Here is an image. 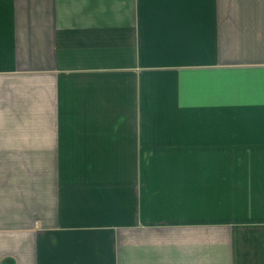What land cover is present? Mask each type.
Masks as SVG:
<instances>
[{"label": "crops", "instance_id": "obj_1", "mask_svg": "<svg viewBox=\"0 0 264 264\" xmlns=\"http://www.w3.org/2000/svg\"><path fill=\"white\" fill-rule=\"evenodd\" d=\"M0 264H264V0H0Z\"/></svg>", "mask_w": 264, "mask_h": 264}]
</instances>
